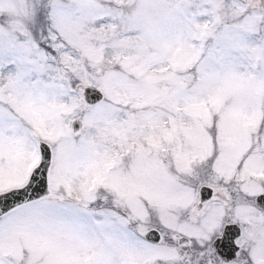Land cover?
<instances>
[{"label":"snow or ice","instance_id":"6c2138e0","mask_svg":"<svg viewBox=\"0 0 264 264\" xmlns=\"http://www.w3.org/2000/svg\"><path fill=\"white\" fill-rule=\"evenodd\" d=\"M0 264H264V0H0Z\"/></svg>","mask_w":264,"mask_h":264}]
</instances>
